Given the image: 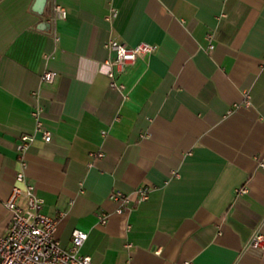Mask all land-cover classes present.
Wrapping results in <instances>:
<instances>
[{
	"label": "crops",
	"instance_id": "0c3cea01",
	"mask_svg": "<svg viewBox=\"0 0 264 264\" xmlns=\"http://www.w3.org/2000/svg\"><path fill=\"white\" fill-rule=\"evenodd\" d=\"M109 38L157 46L116 71L123 87ZM37 106L52 138L22 167ZM262 163L264 0H0V235L24 168L63 244L86 230L97 264H264Z\"/></svg>",
	"mask_w": 264,
	"mask_h": 264
},
{
	"label": "built area",
	"instance_id": "2783aa9c",
	"mask_svg": "<svg viewBox=\"0 0 264 264\" xmlns=\"http://www.w3.org/2000/svg\"><path fill=\"white\" fill-rule=\"evenodd\" d=\"M114 11V7H111L109 19L112 18ZM66 15V8L61 4H56L53 18H63ZM208 37L211 38L212 34L209 33ZM105 46L116 52V56L106 62V73L110 77V84L119 87H123V84L116 82V71L124 70L126 66L153 52L157 47L156 44L148 41L128 45L116 38H109ZM210 46L213 47V44ZM56 76L57 71L53 69L46 68L42 72V78L46 82H53ZM250 98V92L246 91V103L250 102ZM32 114L36 119L35 132L22 134L17 144L22 167L26 165L25 151L35 140L36 133H40L46 141L52 138L51 130L46 127L42 119V108L35 107ZM92 154L102 156L103 152H93ZM16 177L17 180L24 182L25 186L14 185L5 201L10 212V219L6 232L0 235V264H97L90 254L81 250L88 236L87 231L75 228L70 244H63L56 234L57 216L42 210L44 199L35 192L34 183L27 181L24 168L17 172ZM246 190L245 186L237 189L238 192ZM138 194L139 201L148 198L149 187L140 186ZM110 196L123 202L128 201L127 194L120 190L113 191ZM22 197L24 202L19 200ZM101 221L106 222V215H101ZM251 245L264 249V233L255 232Z\"/></svg>",
	"mask_w": 264,
	"mask_h": 264
}]
</instances>
